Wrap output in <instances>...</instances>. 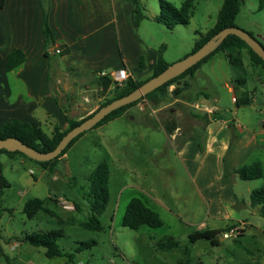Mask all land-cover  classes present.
<instances>
[{"label":"rangeland","instance_id":"rangeland-1","mask_svg":"<svg viewBox=\"0 0 264 264\" xmlns=\"http://www.w3.org/2000/svg\"><path fill=\"white\" fill-rule=\"evenodd\" d=\"M166 1L180 7L185 0ZM223 1L195 0L190 23L175 25L173 29L155 20L160 13L159 0H138L146 15L138 24L132 0H122L121 9L128 19L130 34L140 42L155 45L157 53L163 45L164 58L171 64L191 53L200 32L215 26ZM128 7L133 10L129 16L126 14ZM235 24L264 45V0H242ZM51 58L54 64L60 55H51ZM141 59L142 56H134L136 68L142 69ZM242 59L244 67L240 69L229 62L223 51H218L203 64L207 77L200 73L193 89L206 84L208 78L219 90L221 103L229 104L231 93L225 81L229 77L242 76L246 83L240 88L253 92L263 103L264 69L251 60L247 49L242 50ZM188 78L191 76L182 82ZM59 87L63 91L62 86ZM87 89L84 94L89 93ZM117 91L114 85L110 91L98 94L104 101L114 97ZM66 93L61 95L65 106L74 96V93ZM181 107L188 108L184 103L170 102L152 114L133 106L129 114L85 133L67 151L66 157L55 162L52 170L22 154L6 162L4 153H0L7 183L0 199V264H175L187 260L189 264H264V218L261 217L262 232L259 215L239 241L220 237L214 242L203 238L192 240L191 234L202 231L200 223L207 217L206 206L202 200L191 196L192 183L183 171L177 147L163 128L170 120L181 122L176 113ZM259 107L262 108L259 115L264 117V106L260 104ZM43 128L50 133L46 126ZM104 161L109 166L110 200L105 211L96 214L103 226L96 230L84 224L94 215L92 176ZM34 197L41 198L44 207L33 218H28L23 206ZM133 197L141 198L156 209L163 225L155 228L143 225L139 229L124 226L123 217ZM59 198L67 199L74 209L63 208ZM156 198L172 212L161 206ZM55 229L63 232L57 241L62 255L47 257L46 248L25 240L28 234ZM167 236L176 239L179 246L168 251L160 249L157 243ZM82 242L94 244L79 249Z\"/></svg>","mask_w":264,"mask_h":264},{"label":"crops","instance_id":"crops-1","mask_svg":"<svg viewBox=\"0 0 264 264\" xmlns=\"http://www.w3.org/2000/svg\"><path fill=\"white\" fill-rule=\"evenodd\" d=\"M121 2L3 0L0 5V127L9 120H21L38 123L42 128L46 126L50 133L57 124L67 128V116L82 119L91 114L102 102L98 93L110 91L114 86L112 81L105 87L106 76H100V72L125 67L134 79L143 80L152 75L158 57L156 47L130 34ZM127 10L129 16L132 7ZM45 12L54 32L52 48L45 41L43 31ZM54 47H60L62 53H56ZM15 48L21 49L26 59L8 71V55ZM50 54L60 55V59L53 64L55 72L52 70L49 74ZM134 56H142V69L136 68ZM256 65L264 69L262 64ZM202 67L188 78L190 87L184 91V99L173 101L188 107L176 111L181 122L177 121L172 134L166 132L165 124L163 128L177 147L183 171L192 183L191 196L206 206L207 217L200 223V229L216 232L214 238L219 240L223 230L245 222L248 227L239 241L249 232L257 215L262 231L261 217L264 216L259 206L251 204L250 197L254 189L264 186V174L245 180L236 172H228L225 180L226 163L236 170L260 162L264 170V117L259 115L262 112L259 106H264V102L253 92L238 88L235 79L230 77L225 81L231 93L229 104L221 103L219 90L208 78L206 84L193 89L196 77L205 74ZM87 88L89 93L84 94ZM66 92L74 93L67 106L61 99ZM196 100L216 104L219 110L200 113L191 107V102ZM4 155L6 162L16 157ZM19 160L22 162L24 158ZM156 201L172 212L160 198Z\"/></svg>","mask_w":264,"mask_h":264},{"label":"trees","instance_id":"trees-1","mask_svg":"<svg viewBox=\"0 0 264 264\" xmlns=\"http://www.w3.org/2000/svg\"><path fill=\"white\" fill-rule=\"evenodd\" d=\"M135 7V22L138 24L140 20L145 18V14L141 11L140 5L138 4V0H132ZM160 2V13L155 17V20L163 23L169 29H173L175 25L184 24L188 25L190 23L191 17L193 16L195 0H185L180 7H174L166 0H159ZM242 0H224L223 4L218 13L217 22L214 27L207 30L206 32H200L199 36L196 38L195 45L191 52L198 49L201 45H203L208 39H210L214 34H216L221 29L226 27L236 26L235 18L240 11ZM3 4V0L0 1V5ZM43 31L45 35V41L49 44V46L54 44V32L49 25L48 13L45 12L44 21H43ZM251 34V33H250ZM52 48V46H51ZM247 49L250 54L251 60L256 64H262L264 66V60L249 47V45L242 40L240 37L236 35H228L222 44L215 49L211 54L206 56L197 64L190 67L188 70L183 72L182 74L172 78L168 82L164 83L160 87L154 89L149 92L141 99H147L150 104L154 108L164 107L170 102L175 101V99H184V91L189 89L190 83L188 80L182 82L187 76H194L195 72L205 63L208 59H210L215 53L218 51H223L229 62L240 69H243L244 63L242 59V50ZM50 56V55H49ZM50 58V57H49ZM26 59L25 53L18 48L13 49L9 55L7 60V70L11 71L19 67L24 63ZM56 62V61H55ZM169 63L164 58V46L162 45L158 50L157 62L153 68V73L150 77L138 80L132 77H129L125 84L122 87L117 86V93L112 98H106L102 101L98 108L103 105L111 102L112 100L119 98L123 95H126L143 84L146 80L151 77L162 72ZM141 67H144L143 59H141ZM52 70H55L53 66L52 60L49 59V74L52 73ZM55 72V71H54ZM236 86L239 88L246 83L245 78L239 76L235 79ZM105 87H109L112 84V80L109 77H105ZM171 85H175V88L170 90ZM134 101L132 103L126 104L114 111H112L109 115H107L104 119L98 122L93 128L90 130L99 127L110 120H113L121 115L129 114V110L133 107L137 102ZM191 102V101H189ZM243 103H246L243 102ZM97 108V109H98ZM90 115V114H89ZM87 115L86 117H88ZM86 117L82 119H74L70 116H67L68 127L63 128L60 125H55L53 131L51 133H47L38 123H29L21 120H9L5 122L0 127V138L7 137H16L20 139L23 143L31 146L38 151L48 152L56 147L60 139L63 135L72 127L79 124ZM176 120H170L165 124V130L168 134H172L173 131L177 127ZM89 130L81 133L76 136L67 147L55 158L47 161H37L41 163L44 167L52 170L55 162L61 158L75 143L76 141L82 137ZM200 146H202V142H200ZM0 153H5L11 156L16 155H25L20 151H8L6 149H1ZM28 157V156H27ZM30 158V157H29ZM1 168L2 164L0 163ZM228 172H236L242 179L250 180L257 179L263 176L264 170L262 164L260 162H256L253 164L244 165L236 170L231 169L229 164L226 163L225 169V180L227 179L226 174ZM109 182V166L106 161L100 163L93 176H92V188L91 193L94 198L92 202V210L93 216L89 219L87 223L84 224L85 227L90 229L101 230L103 228L101 222L96 217V214H101L105 211L108 202L110 200V192L108 188ZM2 189L0 190V199L2 196V190L7 186L5 181V177L2 173L1 176ZM251 204L253 206L260 207V213L264 216V186L254 189L251 193ZM44 207V201L39 197H34L28 199L23 206V212L26 214L28 218H33L37 212ZM46 211L50 212L49 209ZM123 225L129 227L131 229H139L143 225H147L150 227H159L163 225V220L160 217L159 213L155 210L151 209L144 200L139 197H133L126 208L124 217H123ZM214 231H197L194 234H191L192 240H196L198 238H203L214 242L215 238ZM63 236V232L61 229L50 230L48 232L42 233H33L28 234L25 237V240L35 246H42L46 248L45 254L47 257H55L62 255V251L57 243L58 239ZM238 241V239H235ZM94 242H82V246L79 249H85L91 247ZM158 247L162 250L168 251L174 249L179 246V242L171 236L164 237L159 240L157 243ZM175 264H189V260L187 261H178Z\"/></svg>","mask_w":264,"mask_h":264},{"label":"water","instance_id":"water-1","mask_svg":"<svg viewBox=\"0 0 264 264\" xmlns=\"http://www.w3.org/2000/svg\"><path fill=\"white\" fill-rule=\"evenodd\" d=\"M231 34L236 35L244 40L249 45V47L252 48V50L264 60V45L256 37L237 26L226 27L214 34L203 45H201L195 51L189 53L185 58L169 64L162 72L146 80L143 84H141L130 93L116 98L111 102L103 105L102 107L96 109L79 124L69 129L63 135L54 149L48 152H41L31 146H28L16 137H7L0 138V150L6 149L8 151H20L36 161H47L55 158L76 136L93 128L98 122L104 119L112 111L126 104L141 99L149 92L160 87L172 78L182 74L190 67L197 64L206 56L211 54L222 44L224 39ZM1 176L2 168L0 165V190L2 189Z\"/></svg>","mask_w":264,"mask_h":264},{"label":"built area","instance_id":"built-area-1","mask_svg":"<svg viewBox=\"0 0 264 264\" xmlns=\"http://www.w3.org/2000/svg\"><path fill=\"white\" fill-rule=\"evenodd\" d=\"M54 51L56 53H62V49L60 47H54ZM100 76H108L112 79L114 85H117L119 87H122L127 79L130 77L129 71L127 68L122 67L117 70H112L111 72L102 71L100 72ZM170 90L172 88L170 87ZM233 101H236V98H233ZM138 110L140 111H148L152 114H155L158 111V108H154L150 102L147 99H139V101L134 105ZM191 107L200 112V113H215L219 110V106L216 104H212L207 102L206 100H196L191 102ZM264 123V121H263ZM30 172L32 173L33 170L30 169ZM60 203L63 204V208L65 209H74V205L71 204L67 199L59 198L58 199ZM248 225L245 222H239L236 223L225 230H223L219 237L221 239H231L235 240L242 236V234L247 229Z\"/></svg>","mask_w":264,"mask_h":264}]
</instances>
